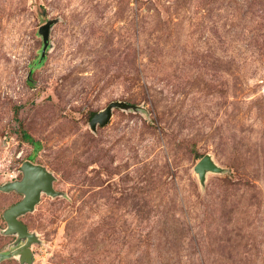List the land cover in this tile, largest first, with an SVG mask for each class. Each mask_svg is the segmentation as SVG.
<instances>
[{"label": "rangeland", "instance_id": "rangeland-1", "mask_svg": "<svg viewBox=\"0 0 264 264\" xmlns=\"http://www.w3.org/2000/svg\"><path fill=\"white\" fill-rule=\"evenodd\" d=\"M26 161L0 264H264V0H0V188Z\"/></svg>", "mask_w": 264, "mask_h": 264}, {"label": "water", "instance_id": "water-1", "mask_svg": "<svg viewBox=\"0 0 264 264\" xmlns=\"http://www.w3.org/2000/svg\"><path fill=\"white\" fill-rule=\"evenodd\" d=\"M53 25V21H48L38 29V34L42 40L41 60L45 57L46 51H48L49 34ZM123 106L124 104L120 102L109 104L103 111L93 116L90 121V127L92 129H95L96 125L104 127L109 122L112 108ZM20 172L22 173L20 181H14L0 188V191L4 193L15 192L22 195V199L18 203L3 213V219L7 225L6 234H16L19 239L25 238L27 240L23 247L12 253L13 256L28 254L30 245L36 241L34 235L28 233L26 227L18 218L33 211L40 200L41 193L54 196L52 188L53 178L42 166L26 161L21 165ZM194 172L198 175L199 180L203 181L206 172L218 173V169L212 164L208 156H204L194 167Z\"/></svg>", "mask_w": 264, "mask_h": 264}, {"label": "trees", "instance_id": "trees-1", "mask_svg": "<svg viewBox=\"0 0 264 264\" xmlns=\"http://www.w3.org/2000/svg\"><path fill=\"white\" fill-rule=\"evenodd\" d=\"M41 62H42V61H40V62L37 61V62L34 64L33 67H37V66L41 65ZM23 137H24V140L28 141L31 145H34L33 140H32L28 135H26L25 133H23Z\"/></svg>", "mask_w": 264, "mask_h": 264}]
</instances>
